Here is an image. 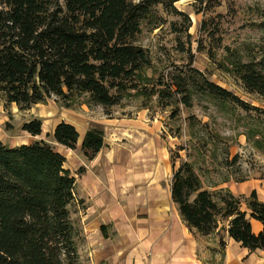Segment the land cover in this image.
I'll return each instance as SVG.
<instances>
[{"label":"trees","instance_id":"obj_1","mask_svg":"<svg viewBox=\"0 0 264 264\" xmlns=\"http://www.w3.org/2000/svg\"><path fill=\"white\" fill-rule=\"evenodd\" d=\"M177 1L0 0L3 104L28 110L54 97L61 107L101 106L109 115V108L125 98H141L143 108H148L147 102L153 98L160 107L181 103L186 108L197 99L221 112L239 109L264 115V109L241 100L190 64L173 65L167 73L157 74L150 51L138 42V36L144 27L162 28L167 14L180 20L169 21L170 29L190 38V18L176 8ZM224 67L248 93L264 97V60L233 57ZM176 114L173 108L170 115ZM195 124L191 117V136ZM21 129L40 135L42 120L31 116ZM257 133V129L247 133L255 146L260 145ZM208 136L199 138L201 145L198 141L190 147L178 146L187 157L194 156L193 160H182L175 168V158L170 156L171 199L189 230L202 236L218 235L222 257L224 234L250 253L264 251V201L256 190L247 196L236 195L220 186L229 177L204 186L196 171V157L202 162L214 157L221 139L216 132ZM52 137L57 144L75 149L78 132L61 121ZM102 145V128L90 126L80 147L83 156L93 159ZM223 149L228 153L227 147ZM65 160L42 139L15 146L0 139V264H82L79 231L71 217L78 202L76 182ZM253 219L261 223L258 232L252 229Z\"/></svg>","mask_w":264,"mask_h":264},{"label":"rangeland","instance_id":"obj_2","mask_svg":"<svg viewBox=\"0 0 264 264\" xmlns=\"http://www.w3.org/2000/svg\"><path fill=\"white\" fill-rule=\"evenodd\" d=\"M175 6L190 18L191 26L187 32L190 38L185 33H175L170 29L169 21L179 19L167 14H164L167 23L162 28L148 30L144 27L138 36V42L149 49L157 74L167 73L173 65L180 67L190 64L241 100L264 109V97L248 93L240 80L224 67L233 57L242 61L264 60V0H178ZM53 100L54 97L49 98L44 104ZM142 102L141 98H125L120 104L110 107V114L107 115L121 118L128 124L125 126L128 134L122 133L121 139H116V142L121 146L123 158L127 164L130 163L131 169L148 170V165L144 164L146 157H161V154L164 157L167 154L170 163V156L173 155L177 168L182 160L194 159V156L187 157L185 150H178V146L190 147L199 138L205 136L206 140L209 134L216 132L221 139L214 157H207L204 162L197 157L195 160L196 171L204 186L211 182L220 183L223 178L229 177L227 182L230 183L255 184L257 196L264 198V115L255 111L245 113L239 109L221 112L206 100L197 99L190 108L181 103L160 107L155 98L147 102L148 108H143ZM81 105L77 104L73 109L77 110ZM39 108L40 105H33L28 110H19L13 103L5 106L0 96V139L11 146L42 139L66 156L65 167L69 168L76 182L78 202L71 209V217L79 231L78 251L82 264H151L149 255L141 259L131 258L128 244L117 242V232L111 229V225H108L107 232L99 231V222L107 220L104 216L106 211L99 209L101 205L95 195L82 188L84 181L80 188L85 167H79L74 153L64 151L50 132L33 137L21 129L23 122L31 116H38ZM173 108L177 110L175 116L170 115ZM89 110L95 116L100 113L106 115L101 106H92ZM191 117L196 119L194 136L190 135ZM204 122L208 123L206 127L202 126ZM256 129L259 130L255 137L260 140L259 146H255L253 139L247 138V133ZM224 147H227L228 153ZM152 161L155 163V160ZM168 176L164 178V184L171 180L172 163ZM215 237L218 238L216 233L211 235L212 239ZM219 248L218 243L217 247L209 248V255L202 257L205 264H264L261 252L241 251L238 245L235 248L237 253L233 251L232 259L227 260L225 255L221 256ZM124 254L126 256L122 258Z\"/></svg>","mask_w":264,"mask_h":264},{"label":"crops","instance_id":"obj_3","mask_svg":"<svg viewBox=\"0 0 264 264\" xmlns=\"http://www.w3.org/2000/svg\"><path fill=\"white\" fill-rule=\"evenodd\" d=\"M35 105H40V135L46 132L52 134L61 121L76 128L78 139L75 149L58 145L64 151L74 153L79 167H85L80 188L84 181L82 188L90 195H95L101 205L99 209L106 211L104 216L107 220L99 222L100 232H107L108 225H111V229L117 232V242L128 244L131 258L141 259L149 255L151 264H205L202 257L209 255V248L217 247L218 238L212 239L211 235L202 236L189 230L181 219L171 199V180L164 184V178L169 175L171 168L167 154L165 157L164 154L161 157L148 155L144 162L148 170L131 169L130 163L127 164L123 158L121 146L116 142L122 133L128 134V128H125L128 124L123 119L107 117L102 113L95 116L85 104L77 110L61 107L54 100L47 105ZM84 109L89 112L86 113ZM94 125L103 130V145L93 159H87L80 147L86 130ZM248 185L245 182H227L221 186L228 187L236 195H247L255 189V184ZM258 198L264 201L260 195ZM102 225L105 226L103 230L100 229ZM251 225L254 232L262 227L254 219ZM224 240L225 258L231 260L239 243L228 236ZM256 251L264 255L263 250ZM125 256L122 255V258Z\"/></svg>","mask_w":264,"mask_h":264}]
</instances>
